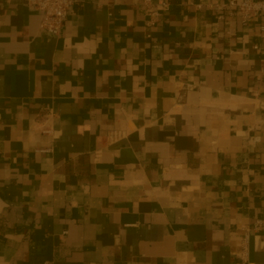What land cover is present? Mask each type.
Listing matches in <instances>:
<instances>
[{"label": "crops", "instance_id": "0c3cea01", "mask_svg": "<svg viewBox=\"0 0 264 264\" xmlns=\"http://www.w3.org/2000/svg\"><path fill=\"white\" fill-rule=\"evenodd\" d=\"M226 2L79 0L55 36L0 0V264H264L263 20Z\"/></svg>", "mask_w": 264, "mask_h": 264}, {"label": "built area", "instance_id": "2783aa9c", "mask_svg": "<svg viewBox=\"0 0 264 264\" xmlns=\"http://www.w3.org/2000/svg\"><path fill=\"white\" fill-rule=\"evenodd\" d=\"M79 0H26L28 6L37 9L40 12L41 19L39 28L51 35H58L60 28L65 23L68 13L72 7L78 4ZM147 4L151 0H144ZM218 6L229 7L238 13L240 21L246 24L255 18H262V23L259 25L260 42L264 43V0H227L226 3L217 4ZM199 7L200 4H197ZM160 7L162 10H168L170 4L168 1H161ZM155 13V11L153 12ZM253 49L260 52V72H264V48L259 44H253ZM261 225V220H256L253 224L254 228ZM247 237L244 236L241 243L240 261H246V245Z\"/></svg>", "mask_w": 264, "mask_h": 264}]
</instances>
